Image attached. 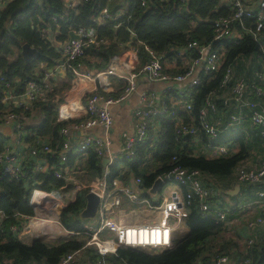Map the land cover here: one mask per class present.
Segmentation results:
<instances>
[{
    "label": "built area",
    "instance_id": "built-area-1",
    "mask_svg": "<svg viewBox=\"0 0 264 264\" xmlns=\"http://www.w3.org/2000/svg\"><path fill=\"white\" fill-rule=\"evenodd\" d=\"M10 1L12 0H0V11ZM89 1L66 0V8L76 9L80 4H87ZM112 1L109 0L108 4L92 16L91 19L97 26L117 20L127 13V11L122 14L113 12L109 6ZM139 1L142 6H148L149 0ZM220 3L229 7L231 12L214 22L213 40L205 44L190 41L180 50L179 55L190 59L185 72L176 75L166 73L161 55L149 47H145L149 54L147 59L144 58L141 48L135 46L129 49L126 56L121 59L125 71L128 72L123 77L127 78L129 83L124 94L114 97L105 92L106 88L100 84L99 89L95 88L84 94V100H86L83 104L86 111L84 116L68 117L65 115V107L61 106L58 120L65 122V125L60 129L61 139L56 143L47 136L33 137L28 129L24 128L25 124H30V117L12 111L9 107L19 106L31 109L32 104L37 101L47 100L48 84L51 79L55 78L52 81L60 80L59 67L63 68L65 76L68 75V71H71L73 81L76 80V82L92 77V80L97 82L101 75L112 73L118 76L119 74H116V69L111 71L110 67L96 74L87 69L85 62H82V59L89 57L86 51L92 45L107 44L106 40L99 37L95 27H86L74 21L70 24L69 35L65 40H58V32L53 33L50 26L42 28V37L57 49L60 57L52 67L45 62L41 63L43 81L47 84L42 85L36 80H31L27 83L25 91L19 95L14 93L10 83L6 84L2 102L7 107V111L0 117V126L9 127L15 143L18 142L22 148L12 145L11 138L5 137L6 145L0 153V174L8 175L16 181L30 182L33 179V175L28 174L30 170L35 177L38 174H49L63 179L65 185L52 191L40 188L33 190L30 203L36 206L34 207L35 214L30 216L16 212L15 216L19 223L10 227L19 238L23 235L32 236L36 232L34 240L45 241L50 238L57 240L63 235L57 231L58 228L64 229L62 230L63 236L65 233L78 235L85 233L87 235L85 245L81 249L65 254L57 264H114L109 256L116 254L120 247L140 248L148 252L170 248L175 239V231L185 227V219L189 213L186 205L191 199H196L199 201L202 214L206 215L213 211L216 218L226 222L232 230L235 226L245 227L248 235L243 264H254L253 253L258 245V238H256L257 234L253 233L261 231L264 236V189L258 190L256 197L251 199L252 201L234 204L226 196L225 191L209 183L213 181L212 178L204 179L199 170L182 167H175L166 176L158 178L167 177L171 183H175L183 191L186 188L185 195L173 192L171 196H168L162 190L153 195L151 188L146 189L143 180L136 176H133L128 183L119 178H114L111 182L107 180L109 166L119 158H133L136 155L138 144L148 139L152 120L166 113L167 109L172 111L178 137L191 136L194 141H200V154L198 155L212 159L236 152L237 150L227 146V143L215 140L220 135L229 133L246 123H251L261 129L264 145V68L257 73L256 83L248 84L244 78H234L233 69L225 67L227 48L223 44L226 40L237 39L244 32H250L255 40L258 39L261 30L264 29V0H220ZM246 17L255 18L256 29L254 31L247 28L244 20ZM54 19L56 22L66 21L68 14H61L59 18ZM119 25L120 23L117 26ZM222 69L224 73L219 87L220 92L212 91L207 96L197 121L193 116L190 117V121H184L174 112L177 110L175 105L167 106L157 93L148 90L140 93V104L134 112V126L131 131L123 133V142L116 154L111 153L112 142L109 139L88 134L94 127H102L105 130L113 127L114 118L109 108L120 103L136 90V79L139 77H146L150 82L175 83L172 89L182 102L183 111L190 113L192 105L187 93L188 89L179 88L177 84L187 83L188 86L194 87L200 84L201 74L214 75ZM219 100L225 110L219 108ZM75 112L76 110H73V113ZM81 131H86L87 135L75 143L74 136ZM202 135L207 138V141ZM30 136L31 139H27ZM90 149H95L102 160L108 159V165H104L106 170L102 177L95 178L90 184L78 185L76 188L77 193L87 188L89 192L99 197L100 205L95 217L82 224L83 230L75 232L67 228L60 214L76 200L77 195L73 194L71 199L67 200L72 192L67 190L68 186L71 183L74 184L75 176L84 173L82 164L74 160L77 156H86ZM73 153H76V157L68 163L69 155ZM262 157L264 158V148ZM234 174L239 185H264V161L254 167L243 161L237 166ZM35 179L33 183L41 184ZM37 195L43 196V200L36 199ZM60 196L63 198L62 201L55 199ZM125 202L131 206H126ZM256 207L259 209L258 213L254 211ZM140 212L149 213L141 218ZM122 215L123 217L130 215L131 220L124 221ZM5 217L0 210V233L3 232L2 224ZM229 217H233L232 220L229 221ZM133 232L136 233L135 238L132 235ZM142 232L148 234V239L145 241L139 237ZM157 234H159V241L154 242L151 238L153 235L154 238L157 237ZM87 248L95 249L97 255L95 259L91 258ZM4 264L13 263L12 260H7ZM33 264L46 263L34 262ZM211 264H241V262L230 255H218Z\"/></svg>",
    "mask_w": 264,
    "mask_h": 264
},
{
    "label": "trees",
    "instance_id": "trees-1",
    "mask_svg": "<svg viewBox=\"0 0 264 264\" xmlns=\"http://www.w3.org/2000/svg\"><path fill=\"white\" fill-rule=\"evenodd\" d=\"M108 3L109 0H90L87 4H80L76 9H69L66 8V0H12L0 11V117L7 111V107L2 102L3 90L7 83L12 85L17 95L25 91L27 83L31 80L45 85L41 63L45 62L52 67L59 60L57 49L41 35V30L45 26H50L53 33L58 32V40L67 39L70 24L74 21L86 27H95L99 37L107 42V44L92 45L86 51L87 55L100 58L101 61L96 66L98 68L106 67L113 56L129 45L141 48L145 59L149 55L145 47H149L161 55V60L165 64V61L176 58L180 50L190 41L210 43L214 37V22L231 12L229 7L220 3V0H168L164 2L149 0L147 7L142 6L139 0H128L129 6L125 15L97 26L91 18ZM64 13L68 14V20L56 22L54 18H59ZM244 20L248 29L252 31L256 29L255 18L246 17ZM119 23L120 25L117 26ZM241 36L235 40L230 39L223 42L227 48L225 67L233 69L234 78H244L248 84H253L258 81L257 73L264 68V29L261 30L257 40L250 32H244ZM24 43H29L38 50L37 54L30 56L28 60L22 55ZM88 65L95 67L90 63ZM176 71L183 73L185 69L178 68ZM223 73L222 69L214 75L201 74L199 85L187 86L185 89H188L187 93L191 100V112L183 110L182 112L177 109L174 110L176 115L186 122L190 121L192 116L197 121L207 96L212 91L220 92ZM68 74L73 81L71 71H68ZM54 79H51L48 84L47 100L37 101L32 104L31 109L19 106L9 108L30 117V124H25L24 128L28 129L33 137L47 136L56 143L60 141V129L65 125V122L58 120L57 101L62 94L70 90L71 86L70 83H63L60 80L52 81ZM117 83L121 91L112 95L114 97L121 96L127 86L121 80H117ZM64 99L67 100L66 97ZM218 102L219 108L225 110L221 101ZM64 107L65 115L68 117L77 115L76 112L73 113V110L78 108L70 105H64ZM35 110H39L43 118L40 119L39 125L32 126L31 116ZM227 110L230 112L229 109ZM153 120L159 124V128L150 125L148 139L138 144L136 155L133 158L122 157L109 166L108 182L119 178L128 183L133 176H136L143 180L144 187L148 189L153 186L159 176H166L175 167H182L199 170L204 178L213 179L214 182H209L211 185L215 188L217 186L223 188L222 182L230 184L236 182L235 170L241 162L252 157L250 156L251 151L263 152L264 145L260 128L256 130L249 128L250 133L244 131V128L233 129L229 133L220 135L215 140L216 142H232L233 145L238 146L237 151L227 156L210 159L203 155L193 154L194 139L191 136L178 137L176 122L170 109ZM202 137L207 141L204 135ZM27 139H31V136ZM5 145L6 138L0 132V153ZM74 157L76 155H69L68 163H71ZM102 161L95 149L88 151L86 160L82 164L86 168L83 167L85 175L79 177L84 184L86 181V185L90 184L95 178L103 176L106 167ZM262 161L264 158L261 156L259 162ZM121 163H125L127 167L120 169ZM28 174L33 175L30 182L16 181L8 175L0 174V210L6 216L2 224L3 232L0 233V264H4L7 260H12L13 264L34 262L57 264L65 254L81 249L87 241V236L72 235L53 243L41 239L27 243L11 230L12 225L19 223L15 216L16 212L30 216L35 214V209L30 203L35 188L52 191L65 185L63 179L53 175L38 174L35 177L30 170ZM34 178L41 184L33 183ZM246 187H253L251 189L256 190L263 189V185L260 184ZM186 192L187 189L184 188L183 194L185 195ZM88 193L87 188L81 189L77 193L76 200L61 213L60 218L66 226H70V222L74 223L75 226H71L74 231L83 230L78 222L81 212L87 205L86 195ZM186 207L189 211L185 219L187 232L176 237L170 248L148 252L140 248L120 247L116 254L109 256L110 260L114 264H211L218 255H230L243 264L245 256L237 248V239H233L235 237L232 235V239L226 236L232 231L227 223L218 220L213 211L206 215L202 214L199 201L196 199H191ZM232 218L229 217V221ZM260 240H262L261 243L257 245L253 253L254 264H264L263 235ZM86 250L92 259L97 257L94 248Z\"/></svg>",
    "mask_w": 264,
    "mask_h": 264
},
{
    "label": "crops",
    "instance_id": "crops-1",
    "mask_svg": "<svg viewBox=\"0 0 264 264\" xmlns=\"http://www.w3.org/2000/svg\"><path fill=\"white\" fill-rule=\"evenodd\" d=\"M128 6H127V8L119 7L113 12H118L117 14H119V13L122 14L123 12L128 10ZM131 48H133V47H131V45L125 47V49L123 47L122 48V52H120L119 54L113 56L111 58L112 59V61H111L112 63L110 62L108 64L109 66L108 67L106 66L107 69L110 66H112L113 69H116V72H117L116 74H119L118 76H116L115 74L109 73V75L105 74V75H101L100 77H98V78L104 77L105 79L108 78V80H110L109 77L112 76V75L114 76L113 77V81H115V82H112L110 80L111 87H106L107 84L103 85V83L100 82V84H102L103 87L106 88V89H104V91L109 93L110 95H114L118 91H121V87L118 89V85L116 84L117 80H121V81H122V79L123 80L124 79L127 80V78H125L123 76L128 74V72L124 71L125 69H124V67L122 65L123 63H121V59H123L126 56L125 54ZM91 58L94 59V60H100V58H98L96 56L89 55L87 61L90 64L94 61V60L91 61L90 60ZM189 62H190L189 57L184 56V55H177L176 58L169 59V60L165 61L164 70L169 75H176V74H179V73H177L176 70L178 68H180L181 70H184ZM113 63H114V65H113ZM90 68H91V71L94 72V73L97 71L95 69V67H90ZM104 70H106V68ZM99 72H102V69H99ZM58 77H60V80L62 78L66 77L65 76V72L63 71V68H61V67H59V69H58ZM83 82H84V80H83ZM87 82H89L88 84L90 85L89 89L85 90V88L84 89L82 88L83 91L85 92V94L87 92L92 91L95 88L99 89L98 80H97V82L94 81V80H89ZM87 82H86V84H87ZM77 83H76V85H73V87L70 88V90L68 92H66L65 94H62L59 97V100L57 101V104H58L57 117H59V110H60L61 106H64V105L65 106L66 105H70V106H72L74 108H78L76 110L77 115H83V116L85 115L86 111H85V108H84V105H83L84 104V99H82L84 95L80 96V94L73 93V95L69 96L75 90H79L80 89L81 83L78 84V85H77ZM114 83L117 86L116 88H114V86H113ZM174 84L175 83L160 82V81H158V82H150L148 79H146V77L137 78L136 79V90L131 92L126 99H124L120 103L112 105L109 108L110 112H111V114H112V116L114 118L113 127L110 130H105L102 127H94L93 129H91V131L88 132V134H92V135H94L96 137H100V138H103V139H109L112 142L111 153L112 154H116L118 152L119 148L122 145V142H123L122 135H123V133L125 131H131L133 126H134V120H135L134 112H135V110L138 108V106L140 104V93H142L143 91L151 90V91L157 93L162 98L163 102L165 104H167V106L171 107L172 105H175V107L178 110H180V111L183 110L184 106H183L182 102L180 101V99H178L177 94L172 89L175 86ZM177 85H178L179 88H186L188 86L187 83L177 84ZM75 92H77V91H75ZM65 97L67 98V100L64 99ZM76 103H78V105H74ZM79 108H80V110H79ZM66 116H68V115H66ZM31 118H32V122H33L32 126H37V125L40 124V122H41L40 119H42L43 117H42V115H40V113L38 111L35 110V111L32 112ZM30 122H31V120H30ZM151 126L154 127V128H159V124L157 122H155V120H152ZM0 132L4 135V137L11 138V144L12 145L17 146L18 148H22V146L18 142L15 143L16 142L15 138L12 136L11 129L9 127L0 126ZM85 135H87L86 131H81V132L77 133L74 136V142L78 143V141L80 139H82ZM192 146H193L194 154H196V155L200 154V141H194L192 143ZM251 152L252 153H251L250 156H252V157H250V158L252 159V161L250 160L251 161L250 166L254 167V166L258 165V163L260 161V158L262 156L261 153H263V152H261V151L259 152L258 150H253ZM71 155H76V153H73ZM85 160H86V156H84V157H78L77 156L74 161L79 162V164L81 165V164H84ZM103 161H102V163H103ZM84 168H85V165H84ZM84 175L85 174H78L77 176H75L74 184L73 183L70 184V186L72 187V190H70V191L73 192L74 196L77 195V192L74 191V190L76 188H78V185L84 184V182L81 180V178H79V177H82ZM204 179H207V178H204ZM86 183H87V181L85 182V184ZM244 186L239 185L237 182H235V183L230 184L228 186V188H226L225 190L222 187H220V186H217L216 188H220L221 190H224L226 192V196L234 204H237V203H245V202H248V201L250 202V201H252L251 199H254L256 197V195H257V191L258 190L251 189L253 187H250V188L246 187L247 185H244ZM237 187H239V188H237ZM263 189H264V185H263ZM162 192L165 193L168 196H171L173 192H176L178 195H183L182 188L179 187L178 185H176L173 182L171 183V185L168 186L167 189H165V187H164L162 189ZM125 204H126V206H131L130 204H128L126 202H125ZM254 211L258 213L259 209L256 207L254 209ZM148 213L149 212H140L141 218L147 216ZM122 218L124 219V221L131 220L130 215L125 216V217H123V215H122ZM87 220H89V219H86L85 221H81V220L80 221L83 224ZM234 229H238V227L235 226V227H233V230ZM57 231L61 232L64 235V232L61 230V228L60 229L58 228ZM186 232H187V229H186V227L183 226L180 229L176 230L174 235L176 233H186ZM239 232H240L241 235L244 233L245 237L248 235V231H246L244 226H243V230H239ZM253 234H257L256 238H258V241H260L259 238H261L262 235H263L261 233V231H255ZM66 236L67 235H65V237ZM25 237H26V235H23V236L20 237V239L23 240L24 242L29 243L30 241L23 239ZM174 237L176 238V236H174Z\"/></svg>",
    "mask_w": 264,
    "mask_h": 264
},
{
    "label": "rangeland",
    "instance_id": "rangeland-1",
    "mask_svg": "<svg viewBox=\"0 0 264 264\" xmlns=\"http://www.w3.org/2000/svg\"><path fill=\"white\" fill-rule=\"evenodd\" d=\"M109 6L111 7V9H112V11H115L118 7H124V8H127V6H128V0H113L112 1V3H111V5L109 4ZM240 37H242V36H240ZM88 59V58H87ZM87 59L86 60H84V62H85V64H86V67H87V69H89V70H91V68L89 67V65H88V61H87ZM91 61H93L94 59H90ZM111 61H112V59H111ZM110 61V62H111ZM83 62V61H82ZM115 62V61H114ZM99 63H100V60H94L90 65L92 66V65H95V69L97 70L96 72L98 73L99 72V69H102V70H104L105 68L107 69V67L109 66V65H107V67H100V68H98V67H96V66H98L99 65ZM112 63V62H111ZM113 65H114V63H113ZM125 69V68H124ZM110 70L111 71H113V68H112V66H110ZM125 71V70H124ZM95 72V73H96ZM95 75V74H94ZM113 75L112 76H110L109 78H110V80L112 81V82H115V81H113ZM90 80H92L93 79V77L92 78H89ZM89 79H86V80H84V81H89ZM83 80L82 81H77L76 82V80L75 81H71V77L69 76V74L68 75H66V77L65 78H62L60 81H63V83H70V88H72L73 87V85H76V83H77V85L78 84H80V83H83V85H82V87H83V89L85 88V90H87V89H89V87H90V85L88 84L89 82H87V84H86V82H83ZM110 80H108V78L107 79H105L104 77H102V78H98V84L100 85V82L101 83H103V85L105 84H107V86L106 87H111V82H110ZM122 81H124V82H126L127 83V86H126V88L123 90V92H125L126 90H127V87H128V85H129V83H128V81L127 80H123L122 79ZM117 85H119L118 83H116ZM116 84L114 83V88H116L117 86H116ZM120 88V86H118V89ZM83 89H82V91H81V93L80 94H82V95H80V96H83L84 94H85V92L83 91ZM124 94V93H123ZM84 97L85 96H83V98L82 99H84ZM86 99V98H85ZM85 101V100H84ZM38 112L40 113V115H42L41 114V112L38 110ZM36 121V120H35ZM32 124H33V122H32ZM245 125H247V126H245ZM244 126H241V127H239V128H236V130H241V128H244L243 130L244 131H246L247 133H250V129H257V127H255V126H253L251 123H249V124H245ZM250 128V129H249ZM227 143V142H226ZM227 146H230V147H233L234 148V150H237V148H238V146L237 145H233L232 144V142H229V143H227ZM249 160H251L252 161V159L251 158H249ZM249 160H247L246 162L250 165V163H251V161H249ZM84 167V166H83ZM120 169H122V168H124V167H127V165L125 164V163H121L120 164ZM226 180V179H225ZM169 185H171V182H168L166 185H165V189H167L168 188V186ZM222 185H223V189L225 190L226 188H228V186L230 185V183H223L222 182ZM67 190H72V187L69 185L68 186V188H67ZM59 192H62V191H59ZM76 192H77V189H76ZM72 194H73V192H71L70 193V195L67 197V200L69 201L70 199H71V196H72ZM31 200H32V197H31ZM30 200V201H31ZM67 208V207H66ZM65 208V209H66ZM82 213V212H81ZM60 216H61V214H60ZM79 220H81V221H85L86 219H83L82 217H81V214H80V217H79ZM81 221H77L78 222V224L83 228V225H82V223H81ZM70 224V226H67V228L69 229V230H73L72 229V227H74L75 225H74V223L73 222H70L69 223ZM72 226V227H71ZM238 227V229H236V230H232L231 232H229L228 234H226V236L227 237H230L231 239L233 238L232 236H234L235 238H233V239H237V248H239V250H240V253H242V254H244V256H246V237H245V235H244V233L241 235L240 234V232H239V230H243V226L242 225H240V226H237ZM62 230L64 231V229L62 228ZM75 232H77V231H75ZM183 234H185V233H176L174 236H176V237H180V236H182ZM65 235H67L66 237H70V236H72V235H78V234H68V233H65ZM232 235V236H231ZM241 235V236H240ZM78 236H84V237H86L87 235L85 234V233H79V235ZM36 237V232H34V235H32V236H27L26 235V237L25 238H23L24 240H28V241H32V240H34V238ZM65 236H61V237H59L57 240H60V239H62V238H66ZM261 239V238H260ZM45 241H47V242H51V243H53V242H56V239L55 238H50V239H46ZM261 241L262 240H260V241H258V244H260L261 243Z\"/></svg>",
    "mask_w": 264,
    "mask_h": 264
},
{
    "label": "water",
    "instance_id": "water-1",
    "mask_svg": "<svg viewBox=\"0 0 264 264\" xmlns=\"http://www.w3.org/2000/svg\"><path fill=\"white\" fill-rule=\"evenodd\" d=\"M72 37H75V36L72 35ZM37 52H38V50L36 48H34L33 46H31L29 43H24L22 46V55L24 56V58L26 60H28L30 56L36 55ZM103 163H104V165H108V159H104ZM168 182H170V181L167 177L165 179H163L161 177L158 178L150 189L151 193L153 195H156L165 187V185ZM237 188H239V187H237ZM86 199H87V205L84 208V210L82 211L81 217L83 219H91V218L95 217V215L98 211V208L100 205V199L98 196H96L92 192H89L86 195ZM32 206L36 207L34 203L32 204Z\"/></svg>",
    "mask_w": 264,
    "mask_h": 264
},
{
    "label": "bare ground",
    "instance_id": "bare-ground-1",
    "mask_svg": "<svg viewBox=\"0 0 264 264\" xmlns=\"http://www.w3.org/2000/svg\"><path fill=\"white\" fill-rule=\"evenodd\" d=\"M118 58V57H117ZM85 82V81H84ZM82 85H83V83H81V86H80V89L79 90H75V91H77V92H75L74 90V92H72L69 96H71V95H73V93H77V94H80L81 93V91H82ZM80 95H82V94H80ZM80 97V96H79ZM43 196H41V195H37V197H36V199H40V200H43ZM55 199H58V200H61L62 201V197L60 196V197H56ZM132 235L134 236V238L136 237V233L135 232H133L132 233ZM158 235L159 234H157V237H155L154 238V235L152 236V238L151 239H153V241L154 242H158L159 241V237H158ZM139 237L142 239V241H145V240H147L148 239V234L147 233H144V232H142L140 235H139Z\"/></svg>",
    "mask_w": 264,
    "mask_h": 264
},
{
    "label": "clouds",
    "instance_id": "clouds-1",
    "mask_svg": "<svg viewBox=\"0 0 264 264\" xmlns=\"http://www.w3.org/2000/svg\"><path fill=\"white\" fill-rule=\"evenodd\" d=\"M124 93V92H123Z\"/></svg>",
    "mask_w": 264,
    "mask_h": 264
}]
</instances>
